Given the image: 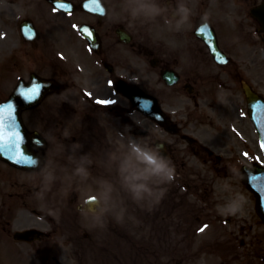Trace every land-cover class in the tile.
I'll return each mask as SVG.
<instances>
[{"label": "rangeland", "instance_id": "obj_1", "mask_svg": "<svg viewBox=\"0 0 264 264\" xmlns=\"http://www.w3.org/2000/svg\"><path fill=\"white\" fill-rule=\"evenodd\" d=\"M0 13H2L3 15V30H2L3 31V43L5 44V46L8 47V50L10 51L13 48V46L15 47V44L19 42L18 34H17V19L19 16L24 15V13H26L27 15H30V9H26V11H23L22 9L17 7L16 0H0ZM4 14L7 15V19L4 18ZM227 28H230V27H227ZM0 32H1V29H0ZM0 39H1V35H0ZM27 52L29 53L27 54ZM24 54H27V55H24ZM34 56L36 57V54L29 49L27 51H21L17 60H12L10 63L8 61L9 56L5 51L3 52L2 56H0V81L3 80L6 83L8 81V85L7 84L3 85V87L7 88L5 89L8 92L11 90L12 87L16 85L18 81L17 78L22 76V74L24 73V70H26L27 67L30 65L28 61H31ZM22 57H23V62L19 63L22 61ZM2 58H3L4 64L1 67ZM258 58L261 59V61L264 63V52L260 48H259ZM23 65L25 66L24 69H23ZM24 76H27V74H25ZM263 92H264V88H263ZM236 113H238V111H235L233 108H229L226 110V115H228L229 118L236 117L237 119H239L240 117L239 115L236 116ZM53 117H56V116H53ZM46 118L50 120L52 119V118H49L48 115H46ZM133 119L137 124H144L145 122V120H143L144 118L140 116L138 113L135 114V118ZM209 121L213 124L210 126L200 127L198 131H193V136H195L198 139V141H200L201 143L203 144L206 143L209 146H212L214 150L216 151V153L222 154L226 159H228V156H230V158L233 159L232 161L228 163L230 164L231 167H239L246 160L245 158H242L241 156H239L238 153H236L232 149V147L230 146V144H232V140L231 141L228 140V138L226 137V134L224 136L225 132L223 131V128H222L224 119L223 120L211 119ZM242 121L245 122L244 120ZM240 122L241 121L237 123L240 124ZM30 125L32 128H34L33 124L30 123ZM231 125L237 126L234 123H232ZM214 128H217V133L219 137H216L215 140L211 141V138H209V136L210 134H212V130ZM250 129L251 127L249 126L247 130V137H246V140L248 142L250 138ZM219 138L223 139L224 140L223 143H225L228 146L225 147L222 144V141L218 140ZM101 143L102 142L100 141L99 144ZM50 144L51 145L49 147V150L47 151V155L49 159L52 157V154L54 151H56L57 149H60V145L57 141L55 143L50 142ZM228 147H230L232 150L228 149ZM63 161L65 162L66 158H64ZM194 162L196 165L199 164L196 160ZM225 164L227 163L225 162ZM1 167L3 169H8V167H6L5 165L3 166L1 165ZM197 167L201 169V166H197ZM210 169H212V167H210ZM5 172H8V171L5 170ZM213 174H214L215 180L218 178L216 182H219L218 186L215 187V192L220 194L222 197H224L225 200L229 204L233 202L238 195H241L244 197L245 203L248 199H250L251 205L253 206L252 198L243 189L241 182H240V178L233 173V169H231L230 178H224V173L221 176H217L214 172ZM210 175H212V172L210 173ZM10 181L11 180H8L6 182L3 181V186L0 187V205L3 202V200H7V198L9 197L8 192H9V187H11L9 184ZM224 182L228 183L226 192H222L224 191V185H223ZM25 185L29 186L30 182H27ZM12 189L13 188L11 187L10 191L14 193ZM73 190L74 188H71L70 191H73ZM52 202H53V199L51 198V196H49V199L46 202L47 204L38 201L34 196L33 202H31L32 205L27 210V211H33V213H28L27 211H24L25 213L21 215V219L16 225V227L22 225L23 227L31 226V227H37L43 230H48L53 224V215L49 214L50 211H53V210H51V208H48V207H51ZM245 203L243 205L242 212H240L241 214L248 215L247 230L243 232V235L246 233V236L244 237L245 242L243 245H240L239 242L233 241V245L232 247H229L227 254L223 251V247L220 245H216L212 248L207 247V248H210V250H207L200 254H196L197 247L192 246L189 249L190 251L187 252L185 250L186 252L183 251L182 254H179V256L172 257L173 255H176L172 253V254L162 257L161 259L156 257L153 260L149 258V254L142 255L138 252L137 249H135V253L138 254V256H136L135 258L136 264H150V261H152L151 264H156V263L157 264H260L259 261H256L253 258L257 250L255 249V247H251V246L253 243L259 241L260 236L264 237V228H262L261 222L254 215L255 213L252 207L247 210ZM131 206H132L131 210L127 211L126 215L124 216L122 220L115 219L112 215H108L106 217V226L103 227L102 230L104 231V234H106L107 236L105 235L103 237L96 236L94 233L92 238L84 239L82 237V234L84 232H88L87 231L88 228L87 226L83 224L79 225L78 223H75L73 230L71 227H70L71 230H68L64 227V225L61 226L60 235L67 234V233L72 234V236L74 235V237H72L73 244L77 242V245L79 247H84L87 252L89 251L88 254L91 253L90 255H93L92 252H94L96 249L97 250L100 249L101 251L99 252H102V254H98L97 252H95V255H94L95 264H100L99 260L105 261L104 264H107L109 261L112 260V257H115L116 259V254L117 255L123 254L126 257L130 253V257H133L131 254L132 243L141 242L142 241L141 239L145 236V234L141 230H139V228H137L138 225L142 224V221L136 220L130 216V213L136 212L138 210V208H135L136 205L133 204L132 202H131ZM0 211L3 212V208H0ZM2 217L3 215H0V230H2V227H3ZM69 218L73 220V218L71 217ZM237 223H239V221ZM234 227L236 226L224 227L225 229L222 231H226L227 233H229V237L232 236L233 238L231 230ZM238 228L240 227L238 226ZM75 229L78 232L77 234L75 233ZM183 229L185 230L187 234L189 229L187 228L186 225H183ZM112 230L114 232H112ZM145 231H148V230L146 229ZM140 236H142V238ZM213 236L215 240H218L220 238L218 233L213 234ZM184 242H186V240H184ZM120 246H123L124 249H120ZM138 246L139 244L136 245V247ZM141 249L146 250L147 248L145 246H142ZM263 249H264V246H260L258 250L262 251ZM22 251H23L22 253H19L17 251H12V252L3 251V243L1 242L0 243V264H34V261H35V264L38 263L39 260L36 259L34 256L36 254L32 253L30 249L25 247V250H22ZM208 252L211 255H207ZM244 253H248V254L244 255L243 257L242 254ZM263 253H264V250L262 254ZM98 257H100L101 259L98 260ZM76 260L77 262H81L80 254H76L73 252H67V253L60 254V261H61L60 264H75ZM90 260H93L92 256H90ZM84 264H88V263L85 262Z\"/></svg>", "mask_w": 264, "mask_h": 264}, {"label": "clouds", "instance_id": "obj_2", "mask_svg": "<svg viewBox=\"0 0 264 264\" xmlns=\"http://www.w3.org/2000/svg\"><path fill=\"white\" fill-rule=\"evenodd\" d=\"M118 12L132 25H147L163 20L169 27L179 28L192 16V8L187 0H175L166 4L163 0H120ZM174 14L175 19H170ZM53 143L55 139L52 138ZM83 146L79 143L65 146L69 153L66 162L61 163L57 153L49 159L44 169L32 179L39 186L35 198L46 203L66 195L73 185L94 184L93 203L97 208L91 215L98 227L106 226V217L112 215L122 220L128 211L127 202L151 210L166 196L168 185L176 176V168L170 158L162 155L159 148L142 144L136 140L121 138L114 150L105 153L101 161L91 154L78 155ZM103 167L105 174L94 176L92 166ZM244 197L238 195L226 207V214L236 215L242 212ZM58 215V211H50Z\"/></svg>", "mask_w": 264, "mask_h": 264}, {"label": "flooded vegetation", "instance_id": "obj_3", "mask_svg": "<svg viewBox=\"0 0 264 264\" xmlns=\"http://www.w3.org/2000/svg\"><path fill=\"white\" fill-rule=\"evenodd\" d=\"M70 2L73 3V5L75 6L74 10L71 11V14L77 16V14H80L82 16H85V20H83L82 24H87L89 26H91L93 29H95V31L97 32L96 28L94 27V25H96L100 31L97 32V36L91 37L89 38V40H87V44L88 45H93L96 44L97 46V51L96 53H94V56L96 57V60L93 63H83L85 67L89 68L90 71L92 72V74L94 72H97L99 70H103L101 72H104L107 75L113 74L114 73V68H118V60H116L117 58L121 57V58H129L128 53L129 52H136L138 51L139 53H144L146 55V59L148 61L149 66L151 67H155L159 72H160V76L163 79V74L168 73L171 75V73H169L170 71H173V69H170L172 67V65L174 64L175 67L178 66V62L177 61H168L165 58H155L156 55L154 54V52L152 51L151 48H144V38L139 37L136 39H133L130 41L129 44L123 45V44H119V39L118 37H113L112 36V30L116 29L114 28V22L112 23H108L110 20V10L113 8V6L110 5V3H112V0H103V5L105 6V9L107 10L103 16V13L100 14V12L98 10H95L96 12H93L94 14L91 13H86L81 11L80 9V5L81 2L83 0H68ZM249 3H253V5L255 4V2H253V0H247ZM175 0H170L168 1L166 4H174ZM50 7V5H48ZM199 19V16L192 18L190 21L192 22H196ZM184 25V24H183ZM183 25L180 26V34H183ZM119 29V27L116 29ZM128 31V30H127ZM115 32V30H114ZM93 33V32H92ZM120 34V32H118ZM94 35V34H93ZM122 35H124V33H122ZM115 36V34H114ZM114 42V46H115V50L113 48V46L111 45L110 41ZM92 42V43H91ZM180 50V54L181 56H183L186 52H198L200 54H204L206 56L209 55V52L207 50V48L202 45V48H198L197 50H190V49H183L180 45L179 47ZM154 56V57H153ZM131 61H127L124 65H128L131 62H133L135 60L134 56H131ZM154 59V60H153ZM110 60H113L112 62H110ZM212 60V58H211ZM209 76L211 74V70L209 69V67L205 64H201L200 67L198 68L196 65L193 66L192 69H184L182 72V75L180 74L179 79L177 80V85L174 87L176 91H181L185 89L186 85H191L192 86V93L195 94V96H199L200 92L204 86L205 83V77L204 75ZM172 76V75H171ZM103 77V73H101V76ZM168 79H172V77L168 76ZM166 82L167 80L164 79ZM165 81H162V83L164 85H166ZM174 81V77L173 80ZM119 82V81H118ZM91 83V82H90ZM118 85V84H117ZM117 87V86H116ZM170 119V118H169ZM173 121L171 120V123ZM173 124V123H172ZM180 136H178L180 139H184L185 140V136H183L182 134H179ZM165 143H167L166 141H164ZM169 148V150L171 151V149L173 150L171 144H166ZM177 154L178 151L176 150ZM195 153H199L196 152ZM183 163V168H185L186 163L184 160H182Z\"/></svg>", "mask_w": 264, "mask_h": 264}, {"label": "snow or ice", "instance_id": "obj_4", "mask_svg": "<svg viewBox=\"0 0 264 264\" xmlns=\"http://www.w3.org/2000/svg\"><path fill=\"white\" fill-rule=\"evenodd\" d=\"M38 93L39 85H35L26 88L22 95L26 98V102H31L32 97ZM96 102L101 105L114 103L111 100H97ZM255 118L264 121V105H257ZM17 128L15 107L12 104H7L5 107L0 108V152L8 150L16 160H26L27 163L34 164L35 161L31 157H27L26 152L20 146V134ZM261 148L264 150V145H261ZM248 181L254 188L264 191V172L249 176ZM201 231H204V228H201Z\"/></svg>", "mask_w": 264, "mask_h": 264}, {"label": "water", "instance_id": "obj_5", "mask_svg": "<svg viewBox=\"0 0 264 264\" xmlns=\"http://www.w3.org/2000/svg\"><path fill=\"white\" fill-rule=\"evenodd\" d=\"M256 111H257V108L255 109V114H256ZM254 118H255V116H254ZM255 121H256V123L258 125V129H259V132H260V135H261V138H262V142H263V145H264V121H262L260 119H256V118H255ZM248 177H247V182L249 183ZM250 187L257 193V195H258V197L260 199V204L264 208V191H262L259 188H254L252 185H250Z\"/></svg>", "mask_w": 264, "mask_h": 264}]
</instances>
